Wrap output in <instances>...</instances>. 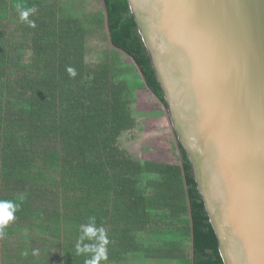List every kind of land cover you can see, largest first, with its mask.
I'll return each instance as SVG.
<instances>
[{
	"label": "trees",
	"instance_id": "obj_1",
	"mask_svg": "<svg viewBox=\"0 0 264 264\" xmlns=\"http://www.w3.org/2000/svg\"><path fill=\"white\" fill-rule=\"evenodd\" d=\"M101 1L80 15L62 0H0V199L19 205L0 264H85L75 245L91 216L109 240L101 264H223L179 142L180 164L119 145L136 127L137 90L166 103L127 0ZM17 4L36 8L34 27ZM44 239L53 262L32 249Z\"/></svg>",
	"mask_w": 264,
	"mask_h": 264
},
{
	"label": "water",
	"instance_id": "obj_2",
	"mask_svg": "<svg viewBox=\"0 0 264 264\" xmlns=\"http://www.w3.org/2000/svg\"><path fill=\"white\" fill-rule=\"evenodd\" d=\"M223 264H264V0H127Z\"/></svg>",
	"mask_w": 264,
	"mask_h": 264
},
{
	"label": "rangeland",
	"instance_id": "obj_3",
	"mask_svg": "<svg viewBox=\"0 0 264 264\" xmlns=\"http://www.w3.org/2000/svg\"><path fill=\"white\" fill-rule=\"evenodd\" d=\"M67 8L75 6V11L83 14L103 8L101 0H62ZM91 45L98 53L111 48L109 43L92 40ZM100 54V53H99ZM98 54V56H99ZM125 64L133 65L132 59L122 54ZM136 76L139 75L138 69ZM136 127L122 135L119 145L133 158L167 164H180V151L166 108L153 96L148 88L136 91ZM32 245L36 256L46 257L51 262L58 256L55 245L48 239ZM17 243L15 244V246ZM23 246V244H22ZM24 247V246H23ZM18 248V246H17ZM23 251V250H22ZM19 251V252H22ZM146 264H175L174 262L148 261Z\"/></svg>",
	"mask_w": 264,
	"mask_h": 264
},
{
	"label": "clouds",
	"instance_id": "obj_4",
	"mask_svg": "<svg viewBox=\"0 0 264 264\" xmlns=\"http://www.w3.org/2000/svg\"><path fill=\"white\" fill-rule=\"evenodd\" d=\"M16 7L20 10L19 16L22 21H25L29 26L34 27V21L29 20V17L35 13L36 8H23L21 4ZM68 73L76 76L74 68H67ZM19 205L10 199H0V238L5 235V229L10 222L16 219V212ZM109 240L106 231L103 227H97L95 216L89 217V222L82 226L80 235L75 245V252L77 255L88 254L85 264H101L102 261L108 260L107 245ZM35 254V252H34Z\"/></svg>",
	"mask_w": 264,
	"mask_h": 264
},
{
	"label": "crops",
	"instance_id": "obj_5",
	"mask_svg": "<svg viewBox=\"0 0 264 264\" xmlns=\"http://www.w3.org/2000/svg\"><path fill=\"white\" fill-rule=\"evenodd\" d=\"M144 89V88H143ZM141 90V89H140Z\"/></svg>",
	"mask_w": 264,
	"mask_h": 264
}]
</instances>
